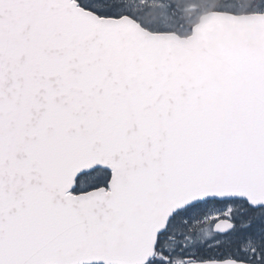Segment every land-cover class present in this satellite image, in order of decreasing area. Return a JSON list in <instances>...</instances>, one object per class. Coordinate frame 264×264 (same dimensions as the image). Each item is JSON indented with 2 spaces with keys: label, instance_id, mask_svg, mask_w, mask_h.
I'll return each instance as SVG.
<instances>
[{
  "label": "snow or ice",
  "instance_id": "6c2138e0",
  "mask_svg": "<svg viewBox=\"0 0 264 264\" xmlns=\"http://www.w3.org/2000/svg\"><path fill=\"white\" fill-rule=\"evenodd\" d=\"M0 264H264V0H0Z\"/></svg>",
  "mask_w": 264,
  "mask_h": 264
}]
</instances>
